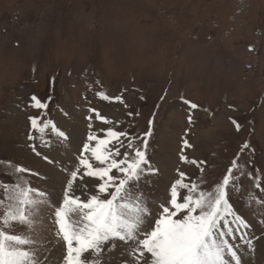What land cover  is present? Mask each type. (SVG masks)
<instances>
[{
  "label": "rangeland",
  "instance_id": "rangeland-1",
  "mask_svg": "<svg viewBox=\"0 0 264 264\" xmlns=\"http://www.w3.org/2000/svg\"><path fill=\"white\" fill-rule=\"evenodd\" d=\"M32 95L48 109L31 107ZM93 108L136 135L153 120L149 154L161 176L145 188L157 197L177 166L199 175L196 166L179 163L184 138L193 145L185 154L204 161L210 180L238 157L252 173L233 196L251 225L254 251L242 245L243 260L264 264V203L247 199L249 191L264 199L254 185L259 178L264 188V0H0V181L11 179L3 174L11 162L41 174L28 177L33 187L58 193L62 166L76 162L89 131L113 126L93 119L89 129ZM39 113L71 143L51 129L47 145L39 132L29 141V117ZM37 230L45 264H62L51 223Z\"/></svg>",
  "mask_w": 264,
  "mask_h": 264
},
{
  "label": "snow or ice",
  "instance_id": "snow-or-ice-1",
  "mask_svg": "<svg viewBox=\"0 0 264 264\" xmlns=\"http://www.w3.org/2000/svg\"><path fill=\"white\" fill-rule=\"evenodd\" d=\"M98 95L105 101L123 103L121 96ZM30 100L31 107L48 109L37 96ZM183 103L190 110L198 108L187 99ZM90 112L89 129L93 119L113 126L89 131L76 162L62 166L66 177L58 193L32 186L28 177L40 173L5 162L9 170L3 174L11 179L0 181V264H45L47 257L42 255L37 230L45 220L64 249L62 264H245L242 245L248 252L254 251L251 225L238 213L233 196L241 191V178L247 175L251 179L252 173L245 172L238 157L231 160L220 179L210 180L201 167L204 161L185 154L193 145L184 138L179 163L196 166L199 175L193 178L177 166L175 177L157 197L154 188H145L151 178L161 176L149 154L153 120L148 121L143 134L136 135L98 109ZM43 114L29 117L28 140L33 141L32 133L39 132L41 142L47 145L44 136L51 129L61 142L70 144L71 135L53 120H44ZM188 122L193 123L191 111ZM233 123L239 130L240 125ZM30 147L41 155L35 144ZM86 177L90 182H85ZM254 185L264 192L259 178ZM247 199L264 203L252 191Z\"/></svg>",
  "mask_w": 264,
  "mask_h": 264
},
{
  "label": "bare ground",
  "instance_id": "bare-ground-1",
  "mask_svg": "<svg viewBox=\"0 0 264 264\" xmlns=\"http://www.w3.org/2000/svg\"><path fill=\"white\" fill-rule=\"evenodd\" d=\"M114 113V112H113ZM55 157V156H54ZM165 185V184H164ZM254 261V260H253Z\"/></svg>",
  "mask_w": 264,
  "mask_h": 264
}]
</instances>
